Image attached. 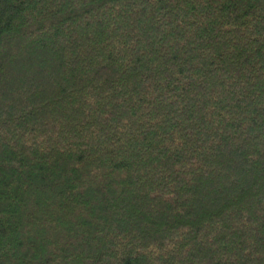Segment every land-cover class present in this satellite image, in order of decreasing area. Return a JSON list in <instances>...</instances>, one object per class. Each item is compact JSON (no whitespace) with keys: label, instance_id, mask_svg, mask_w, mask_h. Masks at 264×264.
Listing matches in <instances>:
<instances>
[{"label":"trees","instance_id":"obj_1","mask_svg":"<svg viewBox=\"0 0 264 264\" xmlns=\"http://www.w3.org/2000/svg\"><path fill=\"white\" fill-rule=\"evenodd\" d=\"M0 264H264V0H0Z\"/></svg>","mask_w":264,"mask_h":264}]
</instances>
